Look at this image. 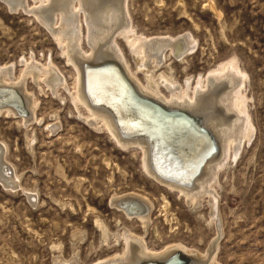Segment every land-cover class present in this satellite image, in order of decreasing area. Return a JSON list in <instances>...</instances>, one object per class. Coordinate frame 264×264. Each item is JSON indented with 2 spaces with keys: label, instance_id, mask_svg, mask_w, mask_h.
I'll list each match as a JSON object with an SVG mask.
<instances>
[{
  "label": "rangeland",
  "instance_id": "obj_1",
  "mask_svg": "<svg viewBox=\"0 0 264 264\" xmlns=\"http://www.w3.org/2000/svg\"><path fill=\"white\" fill-rule=\"evenodd\" d=\"M15 1L0 0V68L8 67L37 103L30 122L0 112L3 160L17 179L14 185L0 173V264H98L123 255L129 234L154 252L180 244L192 251L200 246L206 257L216 235L210 264H264V0H126L130 39L188 35L194 43L181 59L167 52L156 78L164 74L182 92L188 85L191 95L221 64L234 60L243 73L241 109L250 134L194 208L147 176L139 150L117 144L100 121L86 123L90 114L73 101L77 72L65 45ZM25 2L28 9L38 4ZM82 30L78 50L88 53ZM117 44L146 86L125 41ZM32 66L52 68L60 83L52 90L43 74L24 77ZM131 196L146 201V231L116 205Z\"/></svg>",
  "mask_w": 264,
  "mask_h": 264
},
{
  "label": "bare ground",
  "instance_id": "obj_2",
  "mask_svg": "<svg viewBox=\"0 0 264 264\" xmlns=\"http://www.w3.org/2000/svg\"><path fill=\"white\" fill-rule=\"evenodd\" d=\"M33 1L38 3L34 9H28L22 2L20 6L19 4L15 6L18 5L27 13H33L53 37L65 45L67 62L77 72L73 101L83 106L90 114V118L85 119L86 123L92 125L93 122L100 121L117 144L124 148L139 150L147 176L166 189L176 191L184 201L191 203L190 208H194L198 199L210 194L211 182L224 165L226 157H234L250 134L249 122L241 109L244 78L237 63L233 60L214 68L205 77L204 84L198 83L192 94L188 95V85L182 92L164 74L155 77V71L166 58L167 52L171 53L172 57L181 59L193 50L194 43L188 35L177 38L130 39L129 35L133 31L126 11V0ZM83 26L86 29L88 53L79 51L80 48L78 50ZM118 39H123L127 44L130 56L146 80V86L141 84L127 66L118 47ZM110 61L117 62L123 68L135 88L113 67H97ZM33 66L27 67L24 77L34 81L39 80L43 74L41 80L52 90L56 88L58 81L60 83L57 73H54L52 68L39 70ZM1 87L13 88L15 92L21 94L27 115L20 108L17 95L13 91H8L10 92L8 94L0 93V105L7 103L12 105L1 108L0 112L14 116L22 123L32 121L37 100L33 101L27 96L28 92L23 91L22 82L11 76L8 67L0 68V90ZM160 87L168 97L162 94ZM137 91L168 109L181 110L199 118L198 125L206 128L214 136L218 153L207 160L212 146L202 132L192 124L181 121L182 118L173 121L158 113L153 105L152 107L145 105L152 103L139 99ZM138 134L144 137L137 136ZM27 145L30 146L31 142L28 141ZM151 148L157 153L155 156L158 160L165 162L166 169L161 168L152 158ZM2 149L0 147V173L3 172L5 177L11 179L10 183L15 185L17 179L13 178L9 165L3 160ZM200 163H203L200 175L188 185L187 178ZM2 180L4 178L0 176V181ZM126 200H131L133 204L132 207L124 203V208L129 213L120 207ZM145 202L131 196L117 200L116 205L128 219L138 221L141 229L146 231L149 211ZM215 206L211 213L214 226L217 222ZM160 212L163 214L164 222L169 223L171 215L167 208L164 206ZM198 214L199 210L194 215ZM125 247L123 255L98 264L162 263L177 251L190 259L189 264H210L217 249V236L215 235L209 246L207 257L206 254L201 255L203 248L200 246L196 251H192L180 244L154 252L146 247L141 238L131 234L125 236ZM193 254H196L197 259L193 260Z\"/></svg>",
  "mask_w": 264,
  "mask_h": 264
},
{
  "label": "water",
  "instance_id": "obj_3",
  "mask_svg": "<svg viewBox=\"0 0 264 264\" xmlns=\"http://www.w3.org/2000/svg\"><path fill=\"white\" fill-rule=\"evenodd\" d=\"M107 66H110V67H113L114 69H116L117 71H119L122 76L132 85V81H130V79H128L127 75L125 74L123 68L117 63V62H113V61H110V62H106L104 64H101L97 67H107ZM2 89L0 90V93H3V94H8L10 92L8 91H13L15 92L16 90H14L13 88H3L1 87ZM135 88V86H134ZM6 90V91H4ZM16 93V97H17V101H18V104L20 106V108L25 111V108H24V101H23V97L21 96V94H19L18 92H15ZM139 96V99L143 100V101H147L149 103H152L151 105L149 104H145V105H148V106H151L153 105V107H155L157 110L158 113L164 115L165 117H168V118H171V120L175 121L176 118H182L183 120L181 121H186L187 123H190L192 124L196 129H198L200 132H202V134L205 135V137L209 140V143L210 145L212 146L211 148V152L210 154L207 156V158L209 159L216 151L218 153V147H217V143L214 139V136L212 135V133H210V131H208L206 128H203V127H200L198 125L199 123V118L197 117H193L191 116L190 114H187L186 112L184 111H181V110H174V109H168L162 105H160L159 103L155 102V101H152L150 99H147L146 97H144L143 95H141L138 91L136 92ZM15 95V94H14ZM140 100V101H141ZM9 106H12L10 104H2L0 105V109L3 108V107H9ZM102 107L108 109L106 106L104 105H101ZM24 113V112H23ZM25 115H27V112L25 111ZM137 136H141V137H144L140 134H138ZM151 154H152V158L155 159V161L158 160V157H156L155 155H157V153L154 151L153 148H151ZM162 163L164 164L163 166H165V162L162 161ZM203 163H200L199 165H197V167L195 168V170L193 171V173L191 174V176H189L187 179H190L192 178L196 173L199 172L200 168H201V165ZM162 167V166H160ZM190 181V180H189ZM192 182H188L187 184L188 185H191ZM124 203L125 204H128L129 206L133 205L131 200H126L124 201L120 207L125 209L124 208ZM133 207V206H132ZM126 210V209H125ZM126 212H128V210H126ZM129 213V212H128ZM189 261L190 259L188 257H185L182 252L180 251H177L175 252L173 255H171L166 261L162 262V263H159V262H154L152 264H189ZM150 263V262H149Z\"/></svg>",
  "mask_w": 264,
  "mask_h": 264
}]
</instances>
